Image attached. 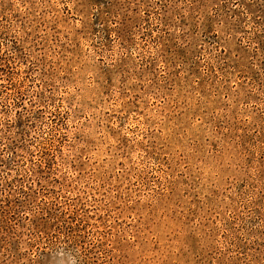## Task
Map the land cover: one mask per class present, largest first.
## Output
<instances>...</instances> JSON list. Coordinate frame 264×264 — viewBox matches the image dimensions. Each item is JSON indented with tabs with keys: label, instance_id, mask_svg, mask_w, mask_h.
<instances>
[{
	"label": "rangeland",
	"instance_id": "rangeland-1",
	"mask_svg": "<svg viewBox=\"0 0 264 264\" xmlns=\"http://www.w3.org/2000/svg\"><path fill=\"white\" fill-rule=\"evenodd\" d=\"M0 264H264V0H0Z\"/></svg>",
	"mask_w": 264,
	"mask_h": 264
}]
</instances>
